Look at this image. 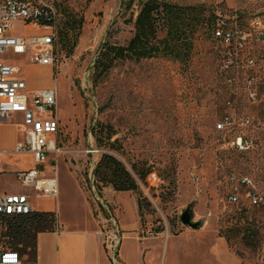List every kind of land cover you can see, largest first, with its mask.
Returning <instances> with one entry per match:
<instances>
[{"label": "rangeland", "instance_id": "374dc122", "mask_svg": "<svg viewBox=\"0 0 264 264\" xmlns=\"http://www.w3.org/2000/svg\"><path fill=\"white\" fill-rule=\"evenodd\" d=\"M180 6L204 5L208 14L238 12L244 27L256 17L264 20V0H158ZM127 0H58L60 28L68 14L83 17L84 24L72 55L59 53L61 63L54 69L60 117V154L50 155L46 171L56 167L63 200V212L84 220L87 213L80 189L95 187L99 198L107 195L93 184L95 165L103 153H111L129 168L143 161L153 168L150 185L142 186L154 212L142 226L135 198L117 193L111 204L113 217L122 228L120 254L125 264H218L216 255H231L239 264H264V206L255 207L243 200L228 201L229 180L249 177L264 192V44H253L249 54L257 68L242 76L256 75L259 98L230 97L226 83L224 48L213 38L212 28L198 32L190 62L158 58L118 62L108 76L97 78L94 65L102 44L109 40L126 45L135 33L140 11L137 0L127 9ZM15 35L36 38L43 30L15 24ZM164 35L161 34L160 38ZM62 54L66 60H62ZM5 61L23 65L22 58L8 53ZM25 71H23L24 74ZM250 117L257 129L217 130L225 115ZM21 114L12 119L16 123ZM110 125L123 146V153L99 149L93 134L98 124ZM253 141V148L241 152L232 147L237 136ZM24 141V135H20ZM7 159L0 166V194L24 193L15 176L3 174ZM22 164V163H20ZM51 166V167H50ZM174 180V186H170ZM111 188V187H106ZM191 206L194 221L203 227L193 230L181 222ZM111 210V211H112ZM242 210L260 228L262 243L250 251L239 242L229 245L219 235L221 227L232 225ZM0 247H12L2 236ZM159 230L162 232L157 233ZM137 239V240H136ZM213 251V252H212Z\"/></svg>", "mask_w": 264, "mask_h": 264}, {"label": "built area", "instance_id": "2783aa9c", "mask_svg": "<svg viewBox=\"0 0 264 264\" xmlns=\"http://www.w3.org/2000/svg\"><path fill=\"white\" fill-rule=\"evenodd\" d=\"M60 16L58 0H0V127L21 114V120L15 124L24 135V141L17 144L13 153L0 151V166L4 159L15 158L23 166L10 172L20 184L32 190L36 197L52 199L59 195L57 170L52 167V174L48 175L45 163L50 155L60 154L58 90L56 87L29 89L27 82L19 78L21 67L6 62L4 57L11 52L31 64L56 69L61 63L58 37ZM15 24L34 27L45 33L36 38L18 36L12 31ZM213 36L224 48L223 70L230 97L238 99L245 96L257 101L258 77L251 75L244 81L241 77L257 68V60L249 54V49L253 44H264V20L256 17L246 28L238 12L232 15L218 12ZM62 55L65 61L67 56ZM233 128L256 130L257 126L252 118H238L236 113L225 115L217 124V130ZM232 147L246 152L253 148V141L239 135L232 141ZM228 183L230 203L237 205L245 200L255 207L264 206V192L249 177H232ZM90 192L95 197V187ZM32 196L26 193L0 194V218L33 213ZM100 232L111 263L121 264L119 249L122 232L116 218H101ZM0 264H24V259L18 251L0 247Z\"/></svg>", "mask_w": 264, "mask_h": 264}, {"label": "trees", "instance_id": "16d2710c", "mask_svg": "<svg viewBox=\"0 0 264 264\" xmlns=\"http://www.w3.org/2000/svg\"><path fill=\"white\" fill-rule=\"evenodd\" d=\"M137 0H127V9H131ZM140 11L135 21L134 36L126 45H116L106 40L98 53L94 65V75L97 78L108 76L118 62L127 60L168 59L187 64L191 61L195 39L201 29L208 27L213 30L216 15L208 14L204 5L180 6L158 0H138ZM84 24L83 17L68 14L62 27L58 28L59 50L67 56L72 55ZM164 36L160 38V35ZM214 38V36H213ZM93 134L99 149L110 152L123 153V146L119 140H113L115 132L110 125L98 124ZM153 168L146 162L139 161L130 164V168L117 156L103 153L95 165L93 184L101 191L111 187L115 192H131L137 197L138 213L142 226L147 215L154 212L152 204L144 195L142 186L150 185ZM171 180L170 186H174ZM242 210L236 222L225 224L219 231L229 245L239 242L250 251H257L261 247L262 236L260 228ZM4 225L2 236L12 239V247L22 256L28 249L34 248L36 236L39 233L53 232L56 225V215L47 212H33L24 216H7L0 218ZM162 232L159 230L157 233ZM24 264H36L34 255H28Z\"/></svg>", "mask_w": 264, "mask_h": 264}, {"label": "crops", "instance_id": "0c3cea01", "mask_svg": "<svg viewBox=\"0 0 264 264\" xmlns=\"http://www.w3.org/2000/svg\"><path fill=\"white\" fill-rule=\"evenodd\" d=\"M22 61L24 64L18 65L22 69L19 78L27 82L29 89L42 90L54 87L57 88V81L54 80L53 67L34 65L25 58H22ZM23 71H25L24 74ZM57 116L60 123L58 112ZM21 134L16 124L11 120L2 125L0 127V151L13 153L17 144L21 141ZM6 161L7 167L12 168L11 170L23 166L20 164L21 162H18L15 158L7 159ZM11 170L6 168L2 173L14 176V174L10 172ZM45 172L48 175L52 174L51 169L50 171H46L45 168ZM58 182L59 195L56 199L36 197L34 192L30 189L24 192L33 195L32 206L34 212L54 213L57 219L53 232L39 233L36 236L34 248L28 249L27 253L22 256L24 262L28 259V255H34L36 264H112L103 245L100 231L101 218H108L115 215L114 211L111 209V204L113 199L118 195L117 192L112 188H104L107 195L103 193L104 197L102 199L99 198L97 194V202L94 197H92L91 200L89 194L80 189L81 200L87 213V217L82 220L80 218H72L62 211L64 203L62 200L59 178ZM128 193L134 196L136 208L138 210L136 195L131 192ZM118 225L122 232L119 220ZM121 246L122 241L119 249V258L121 264H125L120 254ZM212 254L216 258L218 264H239L231 255H216L214 252Z\"/></svg>", "mask_w": 264, "mask_h": 264}, {"label": "water", "instance_id": "95a60500", "mask_svg": "<svg viewBox=\"0 0 264 264\" xmlns=\"http://www.w3.org/2000/svg\"><path fill=\"white\" fill-rule=\"evenodd\" d=\"M194 212L191 206H189L181 215V222L184 226L193 230H198L203 227V223L200 221H194Z\"/></svg>", "mask_w": 264, "mask_h": 264}]
</instances>
